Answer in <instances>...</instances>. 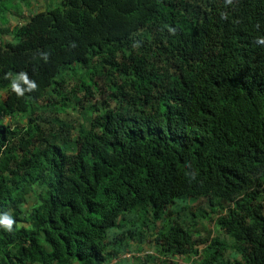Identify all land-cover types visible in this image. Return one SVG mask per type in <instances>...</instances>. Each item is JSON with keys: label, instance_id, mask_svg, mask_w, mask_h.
Returning a JSON list of instances; mask_svg holds the SVG:
<instances>
[{"label": "trees", "instance_id": "trees-1", "mask_svg": "<svg viewBox=\"0 0 264 264\" xmlns=\"http://www.w3.org/2000/svg\"><path fill=\"white\" fill-rule=\"evenodd\" d=\"M19 4L0 5V264H113L148 235L264 264V0H58L7 25ZM199 199L230 243L195 234Z\"/></svg>", "mask_w": 264, "mask_h": 264}, {"label": "rangeland", "instance_id": "rangeland-1", "mask_svg": "<svg viewBox=\"0 0 264 264\" xmlns=\"http://www.w3.org/2000/svg\"><path fill=\"white\" fill-rule=\"evenodd\" d=\"M17 1L14 0L13 2L12 1L8 2L7 0H0V5L4 7L3 11L7 12V9L11 10L14 6V3ZM29 2L30 4L28 8H25L24 5H20V4L18 5L19 7L18 9L23 11L22 17H18V15L15 12H10L9 14H7V19H8L7 25L8 24L13 25L16 22L24 21L28 18V15H30L31 11L33 12V11L43 10L46 7L53 6L58 2V0H29ZM0 26H2L1 22H0ZM4 35L5 34H3V36ZM5 37L8 38V36ZM96 80L100 85L102 84L100 78L96 77ZM101 91L103 90L101 89ZM1 95H4V93H2ZM96 99L100 100L102 99V96L94 93L92 101ZM0 104H1V100H0ZM9 118L11 117H7L6 121L13 119V118L11 119ZM192 205L194 208L202 207L206 214V217L198 218V224L195 231L196 235L200 234L201 237L204 239L207 237V232L209 231L211 237H217L218 239L223 240L227 243L231 242L230 238L215 226V220L208 216V213L211 214V212L209 211L203 199H199L195 201L194 204ZM195 219L197 218L195 217ZM160 223H162V221H160ZM153 238L154 236L148 235L146 237V239L148 240H146L145 242L132 245L131 251L126 252L122 257L118 258L113 264H196L197 261H200L201 258L206 255L204 254V252H202L201 250L202 247L199 245L197 248L198 250H201L200 252L201 255L199 253L198 254L191 253V255L190 254L175 255L170 257L159 256L158 254H156V251L154 249L152 243ZM227 252H230V249H228ZM164 258L167 259L169 262L166 261Z\"/></svg>", "mask_w": 264, "mask_h": 264}, {"label": "clouds", "instance_id": "clouds-1", "mask_svg": "<svg viewBox=\"0 0 264 264\" xmlns=\"http://www.w3.org/2000/svg\"><path fill=\"white\" fill-rule=\"evenodd\" d=\"M5 225H10L11 224V218L5 216L2 221Z\"/></svg>", "mask_w": 264, "mask_h": 264}, {"label": "crops", "instance_id": "crops-1", "mask_svg": "<svg viewBox=\"0 0 264 264\" xmlns=\"http://www.w3.org/2000/svg\"><path fill=\"white\" fill-rule=\"evenodd\" d=\"M2 93H4V91H1V90H0V98L3 97V95H1Z\"/></svg>", "mask_w": 264, "mask_h": 264}]
</instances>
